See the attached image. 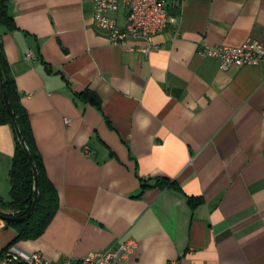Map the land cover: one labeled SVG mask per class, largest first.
<instances>
[{"label":"crops","instance_id":"crops-1","mask_svg":"<svg viewBox=\"0 0 264 264\" xmlns=\"http://www.w3.org/2000/svg\"><path fill=\"white\" fill-rule=\"evenodd\" d=\"M7 6L16 29L0 25V42L59 210L32 241L13 243L0 218V258L14 247L60 263L134 240L120 264H264V62L222 72L199 55L264 41V0H168L175 23L148 55L111 45L91 0ZM14 154L0 126L5 203ZM160 180L176 187L142 192Z\"/></svg>","mask_w":264,"mask_h":264},{"label":"built area","instance_id":"built-area-1","mask_svg":"<svg viewBox=\"0 0 264 264\" xmlns=\"http://www.w3.org/2000/svg\"><path fill=\"white\" fill-rule=\"evenodd\" d=\"M91 1L94 25L107 41L116 47L139 50L144 55L155 49L154 37L175 23L168 14V0ZM130 41L143 42L144 46L133 47ZM199 55L215 59L222 72L258 66L264 62V41L248 39L238 47L204 46L199 50ZM65 122L70 123L68 119ZM137 245L134 240H127L110 249L91 252L79 259L68 258L60 263L48 260L39 252L25 253L10 247L2 254L0 264H120L134 252Z\"/></svg>","mask_w":264,"mask_h":264},{"label":"trees","instance_id":"trees-1","mask_svg":"<svg viewBox=\"0 0 264 264\" xmlns=\"http://www.w3.org/2000/svg\"><path fill=\"white\" fill-rule=\"evenodd\" d=\"M0 25L7 30L16 29L14 18L10 15L7 0H0ZM0 70L3 76L4 88L22 138L28 147L32 158L37 166L39 173V202L34 214L24 222H9L16 232L17 237L13 243L19 241H32L39 239L52 223L54 217L59 210V197L52 183L46 176L45 167L42 157L38 152L32 127L30 124L27 111L20 103L19 95L15 79L13 77L10 65L7 62L2 44L0 42ZM84 102L92 104L100 109V101L91 92H86L80 96ZM0 126H9L12 129L15 140V154L12 160L10 170V202L5 203L0 198V210H9L13 212L11 217H23L28 214L34 200V179L33 172L29 165L26 155L20 143L17 140L13 126L10 121L8 112L2 102L0 96ZM168 187H176L175 183L167 180L157 181L154 185L146 184L142 181V192L150 188L166 189ZM141 195V194H140ZM202 203V200L189 198V204L195 209ZM1 214V213H0Z\"/></svg>","mask_w":264,"mask_h":264},{"label":"water","instance_id":"water-1","mask_svg":"<svg viewBox=\"0 0 264 264\" xmlns=\"http://www.w3.org/2000/svg\"><path fill=\"white\" fill-rule=\"evenodd\" d=\"M0 96L2 98V102L8 112V115L10 117V121H11V124L13 126V129H14V132L16 134V137H17V140L18 142L20 143L22 149H23V152L24 154L26 155L27 157V160L29 162V165L31 167V170L33 172V179H34V200H33V203H32V206L28 212L27 215L23 216V217H11V216H8V215H3V214H0V218H2L3 220L7 221V222H24L26 220H28L29 218H31V216L34 214L36 208H37V205H38V202H39V173H38V169H37V166L32 158V155L28 149V147L26 146V143L24 141V139L22 138V135H21V132H20V129L18 127V124H17V121H16V118L14 116V113L12 111V108L10 106V103L8 101V98H7V95H6V91H5V88H4V82H3V76H2V72L0 70Z\"/></svg>","mask_w":264,"mask_h":264}]
</instances>
